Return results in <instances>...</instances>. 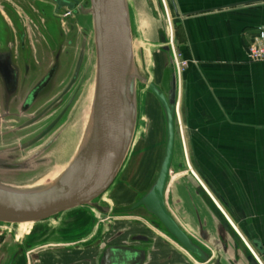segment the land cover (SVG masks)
<instances>
[{"label":"water","instance_id":"obj_1","mask_svg":"<svg viewBox=\"0 0 264 264\" xmlns=\"http://www.w3.org/2000/svg\"><path fill=\"white\" fill-rule=\"evenodd\" d=\"M36 1L32 3L36 4L40 13L43 4H37ZM49 1L54 7L47 8L45 14L40 13L42 21H48L47 17L50 14L51 21L54 17L65 28L70 21L63 18L67 10L80 11L81 15L90 16L98 58V72L91 107V127L66 171L54 185L47 189L29 190L28 186L10 185L6 180L27 179L42 175L44 172L22 173L18 170L20 164L9 163L3 159L4 154L0 153V175H2L0 177V225L19 226L25 223L40 224L47 220L57 221L64 213L87 207L109 216L111 208L101 205L100 197L110 189L125 185L133 196L131 204L122 210L135 211L144 207L148 215L150 214L147 219L150 225L162 230L171 242L179 245L180 253L184 257L193 256L203 264H235L236 257L242 264H262L193 173H187L186 178L196 196L203 202L208 213L206 214L211 217V229L207 228L208 222L199 216L200 227L198 234L196 233L198 237H193L181 227L168 209L166 192L175 164L181 171H187L189 168L178 116L182 86L171 43L170 23L169 29L165 24L157 30L160 50L166 56L161 82L157 83L156 79L149 81L148 78L142 77L135 67L134 20L129 0H89L87 6L82 5L84 0ZM160 2L161 7L164 8L163 1L160 0ZM55 8L53 15L51 11ZM0 16L6 26L7 37H14L19 30L20 20L17 16L8 14L13 24L11 28L5 20L6 15L3 9H0ZM9 56L7 54L5 60L8 61ZM138 82L147 85V91L156 96L164 115L166 128L164 136L159 143L157 142L156 147L153 148L151 144L140 145L133 159H129L138 123H145L139 117ZM181 113L185 121L186 111L183 105ZM34 143L35 141L31 144ZM158 152H160V159L157 158ZM143 179L146 186L141 189L135 188V184ZM168 202L170 203L169 200ZM175 203H182V200L177 197ZM152 219L154 221H150ZM108 222L109 233L104 234L101 230L102 235L96 243L99 247L95 252L101 254V264H146L147 260L152 262L158 252L163 251L167 254V249L162 248L173 247L167 241L164 243L163 239L153 232L152 227L146 225V221L142 222V227L130 225L129 229L132 228V232L137 230L147 232L150 237L142 235L141 239L134 241L131 239L130 246L110 245L109 237L128 225L122 223L124 221L116 223L112 219ZM144 226L146 229L143 228ZM49 235L50 233L43 242L49 240L52 236ZM153 236L157 238L153 239ZM88 237L87 235L84 238ZM137 241L140 242L137 243L138 245H142L141 243L149 245L150 259L147 250L134 246ZM250 241L256 250L264 255L262 241L258 238H250ZM35 245L40 246L39 243ZM168 250L170 251L169 248ZM83 254L88 255L87 252ZM3 256L4 253L0 256V262ZM179 260L184 263L182 258Z\"/></svg>","mask_w":264,"mask_h":264},{"label":"crops","instance_id":"obj_2","mask_svg":"<svg viewBox=\"0 0 264 264\" xmlns=\"http://www.w3.org/2000/svg\"><path fill=\"white\" fill-rule=\"evenodd\" d=\"M170 1L176 52L189 63L181 76L180 102L191 143L189 173L197 177L248 244L250 238L264 244V62L251 61L247 51L264 28V0ZM168 190L169 210L197 238L174 207L170 208ZM34 225L30 223L25 233ZM14 233L16 249L23 235ZM161 255L165 252L155 254L154 264Z\"/></svg>","mask_w":264,"mask_h":264},{"label":"flooded vegetation","instance_id":"obj_3","mask_svg":"<svg viewBox=\"0 0 264 264\" xmlns=\"http://www.w3.org/2000/svg\"><path fill=\"white\" fill-rule=\"evenodd\" d=\"M36 3L43 4L40 13L44 14L47 8L51 9L53 6L49 0H37ZM55 10L56 8L51 11L53 15ZM74 13L82 14L80 11ZM20 23L14 37L2 35L0 39V153L4 154L3 159L9 163L20 164V168L18 167L20 172L40 174L55 165L58 153L62 149L58 148L59 143L67 135L69 128L75 124L78 111L83 106V97L91 87L92 75L96 79L97 47L94 37L92 41L89 38L91 22L83 25L79 22L74 23L69 25L68 31L54 17L51 22L46 20L33 22L36 36L34 38L29 35L26 26ZM7 54L10 55L8 61L5 60ZM90 116L91 112L85 123L80 144ZM34 141L35 143L31 144ZM144 183V179L137 182L135 188L145 187ZM106 195L107 193L100 197L99 203L110 206L109 216L112 220L124 221L122 223L128 225L109 237L110 245L130 246L131 239L134 241L141 239L142 235H148L147 232L139 230L132 232L133 229H129L131 226L142 227V222H145L144 219L150 214L148 215L144 207L135 211L122 210L132 202L133 194L128 190V186L113 189L109 199L105 197ZM133 212H136V215H132ZM145 223L152 227L153 232L158 234L164 243L167 241L173 245L162 248L167 249V254L161 255L157 264H171L173 260V264H177L175 261L181 258L184 260L183 264H203L193 256L191 259L181 255L179 245L163 237L165 233L162 230L156 229L148 222ZM65 233L67 241L65 245L69 247L63 249L68 251V254L62 261H53L50 255L52 251L47 253L48 250L43 251L41 246L35 245L43 242V236L28 239L15 249L10 243L6 245L7 241L3 239V234H0V253H4L0 264H101L102 256L95 252L99 247L96 243L101 234L98 227L96 229L94 226L93 230L92 227L90 230L68 229ZM87 235L89 237L84 238ZM154 238L157 237L153 236ZM137 243L140 242H135L134 246L147 250L150 259L149 245ZM84 252L88 255L84 256ZM212 253L215 255L214 251ZM72 254L76 255L71 260ZM235 260L239 259L236 257ZM237 261L235 264H242ZM146 264H154V261L147 260ZM179 264L182 262L179 261Z\"/></svg>","mask_w":264,"mask_h":264},{"label":"rangeland","instance_id":"obj_4","mask_svg":"<svg viewBox=\"0 0 264 264\" xmlns=\"http://www.w3.org/2000/svg\"><path fill=\"white\" fill-rule=\"evenodd\" d=\"M88 1L89 0H84V2H82V5L87 6ZM162 1L164 8L161 7L160 0H129L134 20L133 46L134 60L136 62L137 70L142 77L148 78L149 81H153L156 79L157 83L161 82L163 66L166 60L165 53L160 50V45L158 44L157 30L158 28L165 26V24H167L168 27V12L172 21V25H174V16L171 9L170 0ZM0 9H3V11H5V20L8 21L11 28L13 27V24L8 14L11 16H17L20 22L26 26L25 28L26 30H28L29 35L33 38L36 37L34 33L35 27H33L32 22L42 21L43 18L41 17V14L37 9L36 4L32 3V0H0ZM65 13L69 15L68 17H64V20H70L67 26H65L66 31H68L69 25H73L74 23L79 22V24L83 25L86 22H90L89 15H74L75 13L69 10L65 11ZM47 19L48 21H51L50 14ZM169 28L170 27H168V29ZM88 32L90 33L89 38L92 41L94 37L93 30L90 29V31ZM2 35L7 36L6 26L0 16V39H2ZM149 54L150 57L148 56ZM147 56L150 58V61L148 60ZM94 87L95 77H93L92 75L91 87L86 92V95H84L83 97V106L78 111L77 117L74 121L75 124L69 128L66 133L67 135L64 136L59 143L58 148L60 149L62 147V149L58 153L55 165L49 170L45 171L42 175H38L36 177L33 176L27 179L17 178L14 180H6L10 185L20 187L30 186L50 176L53 171L57 169H63L69 166V164L72 162L78 152L81 135L83 133L87 118L89 117V114L91 112V107L93 105L92 101L94 96ZM137 88L139 101V117H141L145 121V123H138L129 159H131L135 155L136 150L140 145L144 146L146 144H151L153 145V148L156 147L157 142L159 143L161 138L164 136L166 128L164 115L162 113L160 103L157 100L156 96L148 92L147 85H144L141 82H138ZM183 126L185 132L183 135V140L185 144L184 150H187L189 158L192 162L191 143H189L188 136L186 133V125L184 123ZM157 158L160 159V152H158ZM146 165H148V163H146ZM156 165L157 163L155 164V168ZM193 168L196 171L194 165ZM205 168H211L209 170L213 172L212 167H210L209 165L205 164ZM189 171L190 168H188L187 171H181L178 169V165L175 164L170 177V185L168 188V200L170 201V208L174 207V209L178 212V216L182 219L183 222L187 224L190 230L196 235V233L198 234V230L200 227L199 216H202V219L208 222V229H211V217L207 215L208 213L205 209L203 202L196 196L193 188L190 186V183L186 178V175L187 173H189ZM1 176L2 175H0V177ZM201 178L205 184L209 183L208 179H204L203 177ZM111 194L112 189L107 192V195L105 197L109 199ZM177 197L182 200V203H175V199ZM136 212H133L132 215H136ZM138 214L141 215V213ZM109 218L110 216L100 214L98 211L91 212V210H89L88 208H79L74 211L62 214L57 221L47 220L40 224L34 225L29 231V233L25 232L27 231L30 223L20 224L19 226L0 225V234H3V239L7 241V243H5L6 245L8 243H10V245H14V240L16 239L14 231H18L23 235V237L20 238V241L22 243H24L28 239H32L35 237L38 238L43 236L45 238L50 233V235H52H49L51 239L49 238L48 241L39 243V245L41 246L40 248H42L43 251L48 250L47 253H50V251H52L50 255L53 261H62L66 259L68 254V251L63 250L65 248L62 247L67 243V241L65 240L66 230H81V228L90 230L91 227L94 229L95 226L96 229L98 227L100 231L102 230V233L108 234ZM146 219H148L147 216L144 220L149 223V221ZM114 222L119 223L120 221L116 220ZM53 223H56V225H54ZM143 228L146 229V226H144ZM102 233L100 235H102ZM249 243L255 249L262 263L264 264V255H262L256 250L251 241H249ZM12 249L13 248H10V250ZM76 253H79V251H76ZM1 254L2 253H0V256ZM72 255L73 256H71V260L76 254Z\"/></svg>","mask_w":264,"mask_h":264},{"label":"built area","instance_id":"obj_5","mask_svg":"<svg viewBox=\"0 0 264 264\" xmlns=\"http://www.w3.org/2000/svg\"><path fill=\"white\" fill-rule=\"evenodd\" d=\"M168 11V10H167ZM69 14H66L63 16L64 17H68ZM168 19H169V23L171 26V43H172V47L174 50V55H175V60H176V65H177V69H178V74L181 80V76L183 71L185 70L186 67H188V62L185 61L184 59H182L181 54H177L176 52V47H175V42H174V34H173V29H172V21L171 18L169 16V12H168ZM248 57L250 58L251 61L253 62H260L263 61L264 62V28L260 29L258 34L255 36V38L253 39V41L249 44L248 48Z\"/></svg>","mask_w":264,"mask_h":264},{"label":"bare ground","instance_id":"obj_6","mask_svg":"<svg viewBox=\"0 0 264 264\" xmlns=\"http://www.w3.org/2000/svg\"><path fill=\"white\" fill-rule=\"evenodd\" d=\"M175 42V41H174ZM133 50H134V46H133ZM134 64H135V67L137 69V66H136V62L134 60ZM178 116H179V120H180V125H181V130H182V135H184V126H183V122H182V115H181V111H180V103H179V108H178ZM91 116L89 118V121H88V124H87V128H86V132H85V135L83 137V140L81 142V144L83 143L84 139H85V136L89 133V129L91 127ZM184 137V136H183ZM80 144V146H81ZM80 148V147H79ZM79 150V149H78ZM186 159L188 161V165H189V168L191 169V162H190V159H189V155L187 154L186 155ZM70 165V164H69ZM68 167L66 168H63V169H57L55 171L52 172V174L46 178H44L43 180H40L38 181L37 183H34L33 185H30L28 186V189L29 190H43V189H47L49 187H51L52 185H54L58 180L59 178L63 175V173L66 171ZM167 202V201H166ZM169 209V208H168ZM170 211V210H169ZM171 212V211H170ZM172 214V213H171ZM173 215V214H172ZM233 224V223H232ZM182 227V226H181ZM235 227V226H234ZM183 228V227H182ZM184 229V228H183ZM185 230V229H184ZM247 243V242H246ZM248 244V243H247ZM248 246L250 247V249L253 251V253L256 255V257L259 259V256L257 255V253H255V251L252 249V247L250 246V244H248ZM260 260V259H259ZM261 262V260H260ZM262 263V262H261ZM263 264V263H262Z\"/></svg>","mask_w":264,"mask_h":264},{"label":"trees","instance_id":"obj_7","mask_svg":"<svg viewBox=\"0 0 264 264\" xmlns=\"http://www.w3.org/2000/svg\"><path fill=\"white\" fill-rule=\"evenodd\" d=\"M170 3H171V1H170ZM176 38H177V37H175V40H176Z\"/></svg>","mask_w":264,"mask_h":264}]
</instances>
